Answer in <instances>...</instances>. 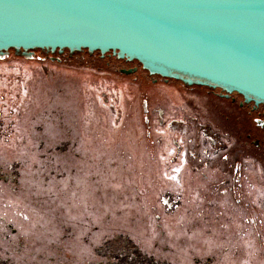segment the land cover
<instances>
[{
    "label": "rangeland",
    "instance_id": "obj_1",
    "mask_svg": "<svg viewBox=\"0 0 264 264\" xmlns=\"http://www.w3.org/2000/svg\"><path fill=\"white\" fill-rule=\"evenodd\" d=\"M55 56L0 59V264H264V169L249 209L212 186L238 144L201 97L150 91L149 136L122 61Z\"/></svg>",
    "mask_w": 264,
    "mask_h": 264
},
{
    "label": "water",
    "instance_id": "obj_2",
    "mask_svg": "<svg viewBox=\"0 0 264 264\" xmlns=\"http://www.w3.org/2000/svg\"><path fill=\"white\" fill-rule=\"evenodd\" d=\"M66 49L264 103V0H0V59Z\"/></svg>",
    "mask_w": 264,
    "mask_h": 264
},
{
    "label": "flooded vegetation",
    "instance_id": "obj_3",
    "mask_svg": "<svg viewBox=\"0 0 264 264\" xmlns=\"http://www.w3.org/2000/svg\"><path fill=\"white\" fill-rule=\"evenodd\" d=\"M116 59L115 56L109 57L108 66H111L115 61H122L121 63L124 67H120L118 71L122 68L138 67L137 71L129 75L139 85L146 84V97L143 99V107L145 126L149 136L153 135L152 111L149 102V93L153 89H158L161 92V96L167 95V99L174 105L178 103L175 96L176 93H185L188 97L192 95V101L194 100L193 98L197 99V97H201L207 112L219 115L220 123L225 126L219 127V129L223 132V135L232 134L233 136H231L236 140L238 147L235 151L236 157L231 163L232 168L228 169L231 170V176L222 177L221 181L212 183V186L221 189V184L231 183L228 188L232 191L233 200L243 209L251 208L252 205L246 201L243 194L245 185V177L243 175L247 168L243 158L253 160L264 169V103H256L253 100L248 101L242 94L236 91L228 93L219 87L213 88L196 84L188 85L180 80L165 79L160 75H150L147 70L142 68L139 62L135 63V60ZM194 106L196 108V103ZM163 114L164 111H162ZM161 118L164 123L163 116ZM231 125L233 128L229 129ZM202 127L205 132L212 129V126L208 123L203 124ZM176 142L179 144L177 140ZM227 164L230 166L229 163Z\"/></svg>",
    "mask_w": 264,
    "mask_h": 264
},
{
    "label": "trees",
    "instance_id": "obj_4",
    "mask_svg": "<svg viewBox=\"0 0 264 264\" xmlns=\"http://www.w3.org/2000/svg\"><path fill=\"white\" fill-rule=\"evenodd\" d=\"M39 52L42 53L41 56H47L46 53L42 52L41 50H37V55L39 54ZM12 53H13V51H12ZM85 54H87L91 58L96 57V60H95L96 64L99 65L100 67H104V68L109 67L108 66L109 57H113V55H111V53H107L105 56H102L99 51H95L93 53H90L87 49L79 51V52H75V53H70L69 50L66 49V51L64 52V57L67 56L68 58H75V57H77V55L84 56ZM58 55L61 56L60 54H58ZM59 56H56V57H59ZM60 60L62 61L63 59L61 58ZM60 60L55 59V61H60ZM134 62L138 63L137 60H135Z\"/></svg>",
    "mask_w": 264,
    "mask_h": 264
}]
</instances>
